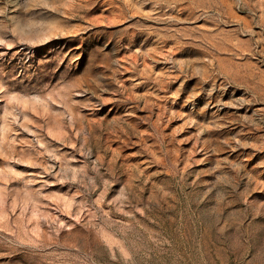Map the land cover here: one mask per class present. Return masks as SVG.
<instances>
[{
    "label": "rangeland",
    "instance_id": "rangeland-1",
    "mask_svg": "<svg viewBox=\"0 0 264 264\" xmlns=\"http://www.w3.org/2000/svg\"><path fill=\"white\" fill-rule=\"evenodd\" d=\"M0 264H264V0H0Z\"/></svg>",
    "mask_w": 264,
    "mask_h": 264
}]
</instances>
